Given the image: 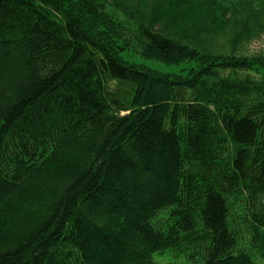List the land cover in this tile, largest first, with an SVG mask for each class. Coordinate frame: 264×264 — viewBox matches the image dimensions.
<instances>
[{"label":"trees","instance_id":"trees-1","mask_svg":"<svg viewBox=\"0 0 264 264\" xmlns=\"http://www.w3.org/2000/svg\"><path fill=\"white\" fill-rule=\"evenodd\" d=\"M262 36L264 0H0V264H264Z\"/></svg>","mask_w":264,"mask_h":264},{"label":"rangeland","instance_id":"rangeland-1","mask_svg":"<svg viewBox=\"0 0 264 264\" xmlns=\"http://www.w3.org/2000/svg\"><path fill=\"white\" fill-rule=\"evenodd\" d=\"M137 14H140L137 11ZM152 15H150V19H152ZM215 43L218 45L229 46L228 43L219 39L215 40ZM227 52L228 47H227ZM244 56H254L264 54V36L261 38L250 42L244 51L241 52ZM136 60L139 62H144L150 65L151 67L157 69L160 72L164 73H177L182 68L181 66H169L162 63H153L151 61H146L139 57H136ZM230 74H221L222 77L229 76ZM245 75V74H243ZM236 75L231 76V78H235ZM210 245V240L206 237L194 239L190 244H184L181 248H169L164 250L163 252H156L153 254V262L156 264H204L205 263V255L207 247ZM256 264H263L258 257L254 258Z\"/></svg>","mask_w":264,"mask_h":264}]
</instances>
